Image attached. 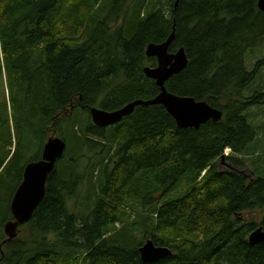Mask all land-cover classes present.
<instances>
[{
    "label": "trees",
    "instance_id": "obj_1",
    "mask_svg": "<svg viewBox=\"0 0 264 264\" xmlns=\"http://www.w3.org/2000/svg\"><path fill=\"white\" fill-rule=\"evenodd\" d=\"M176 1L0 0V264H264V242L249 241L260 224L242 218L264 211V170L219 168L227 148L239 166L253 155L264 53L249 61L264 48V12L259 0ZM173 31L170 51L184 47L189 65L167 89L223 118L181 128L156 104L94 124L91 106L113 111L161 92L144 72L157 65L146 50ZM52 129L66 152L7 240L25 166ZM149 238L173 253L145 262Z\"/></svg>",
    "mask_w": 264,
    "mask_h": 264
},
{
    "label": "water",
    "instance_id": "obj_2",
    "mask_svg": "<svg viewBox=\"0 0 264 264\" xmlns=\"http://www.w3.org/2000/svg\"><path fill=\"white\" fill-rule=\"evenodd\" d=\"M178 2L179 0L176 1V6ZM258 4L264 12V0H259ZM174 37L175 31L164 42L150 43L146 50L147 56L157 58V65L146 66L144 72L156 81L161 92L152 99H136L113 111L91 106L90 113L94 124L101 127L114 125L133 113L138 105L156 104L165 106L181 128L199 129L210 120L217 122L223 118V111L207 101L197 100L192 96H180L167 89L166 82L189 65V57L184 47L174 52L170 51ZM66 149L67 142L62 137L51 136L44 145L42 158L31 161L25 166L24 179L15 192L11 204L14 220H9L5 224L7 240L16 238L19 227L32 219L35 210L45 198L48 179L55 171L57 162L64 156ZM221 158L225 162V155ZM249 241L251 244L264 242V225H259L252 231ZM172 253L169 247L158 246L152 239H148L140 247V254L145 262H153Z\"/></svg>",
    "mask_w": 264,
    "mask_h": 264
},
{
    "label": "rangeland",
    "instance_id": "obj_3",
    "mask_svg": "<svg viewBox=\"0 0 264 264\" xmlns=\"http://www.w3.org/2000/svg\"><path fill=\"white\" fill-rule=\"evenodd\" d=\"M260 52L264 53V48L256 51V53L251 55V59L249 61L250 65L254 64V61L257 59V56L261 54ZM261 76L262 78L260 79V82L264 84V71L262 72ZM251 114H252L251 119H252L253 124H255V126L257 127L256 129H257L258 135H257L256 141L253 143L252 148H251L253 150V155L251 156L250 162L246 161L244 165L242 166L236 165L234 162H232L228 158L229 156L233 154V152L229 148H227L223 154L225 155V162L223 161L222 158H220L219 168L220 170L236 171L240 173L241 175L247 176L249 178H255V173L259 174L260 169L264 170V105L252 107ZM51 136L61 137L60 132L54 131L53 129L50 131L49 136L47 137V140ZM41 143L42 142L39 139L35 140L33 149L28 152L29 158L32 156V154H34V152L35 153L39 152ZM238 156L244 159L243 155H238ZM255 165H257V168ZM263 175H264V172H263ZM70 207H71V210L77 211L75 209L76 208L75 203H71ZM242 218L245 220H250V221L253 220L257 222L258 224L262 225L261 223L264 219V211L257 210V211H252V212H246L242 215Z\"/></svg>",
    "mask_w": 264,
    "mask_h": 264
},
{
    "label": "bare ground",
    "instance_id": "obj_4",
    "mask_svg": "<svg viewBox=\"0 0 264 264\" xmlns=\"http://www.w3.org/2000/svg\"><path fill=\"white\" fill-rule=\"evenodd\" d=\"M12 23V22H11ZM26 66V65H25ZM237 168V167H236ZM2 224V223H1Z\"/></svg>",
    "mask_w": 264,
    "mask_h": 264
}]
</instances>
